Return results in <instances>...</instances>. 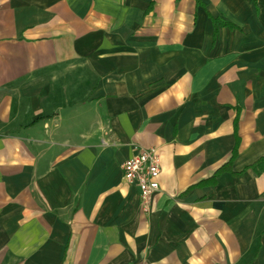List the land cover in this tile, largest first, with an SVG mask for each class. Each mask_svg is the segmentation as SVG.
<instances>
[{
    "label": "crops",
    "instance_id": "1",
    "mask_svg": "<svg viewBox=\"0 0 264 264\" xmlns=\"http://www.w3.org/2000/svg\"><path fill=\"white\" fill-rule=\"evenodd\" d=\"M262 157L264 0H0V264H264Z\"/></svg>",
    "mask_w": 264,
    "mask_h": 264
},
{
    "label": "built area",
    "instance_id": "2",
    "mask_svg": "<svg viewBox=\"0 0 264 264\" xmlns=\"http://www.w3.org/2000/svg\"><path fill=\"white\" fill-rule=\"evenodd\" d=\"M122 169L123 181L139 187L143 209L148 210L153 195L160 189L162 168L158 149L141 150L124 161Z\"/></svg>",
    "mask_w": 264,
    "mask_h": 264
},
{
    "label": "trees",
    "instance_id": "3",
    "mask_svg": "<svg viewBox=\"0 0 264 264\" xmlns=\"http://www.w3.org/2000/svg\"><path fill=\"white\" fill-rule=\"evenodd\" d=\"M214 24L217 26L219 24L229 26L230 28H236V26L230 22H221L219 19H214ZM238 145V144H237ZM235 146L234 151L232 153L231 159L229 162L222 166L214 175L213 179L217 177L218 174H220L222 171H230L231 170V163L236 158L238 154V146ZM252 168L259 174L264 171V157H262L258 162H256L254 165H252Z\"/></svg>",
    "mask_w": 264,
    "mask_h": 264
},
{
    "label": "water",
    "instance_id": "4",
    "mask_svg": "<svg viewBox=\"0 0 264 264\" xmlns=\"http://www.w3.org/2000/svg\"><path fill=\"white\" fill-rule=\"evenodd\" d=\"M73 107H68V108H65L61 111V114H65L67 113L68 111H70Z\"/></svg>",
    "mask_w": 264,
    "mask_h": 264
}]
</instances>
